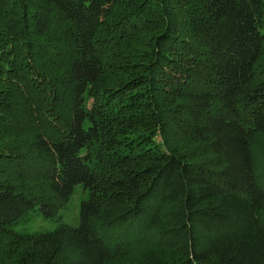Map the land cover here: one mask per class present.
<instances>
[{
    "label": "trees",
    "instance_id": "trees-1",
    "mask_svg": "<svg viewBox=\"0 0 264 264\" xmlns=\"http://www.w3.org/2000/svg\"><path fill=\"white\" fill-rule=\"evenodd\" d=\"M0 264H264V0H0Z\"/></svg>",
    "mask_w": 264,
    "mask_h": 264
},
{
    "label": "rangeland",
    "instance_id": "rangeland-1",
    "mask_svg": "<svg viewBox=\"0 0 264 264\" xmlns=\"http://www.w3.org/2000/svg\"><path fill=\"white\" fill-rule=\"evenodd\" d=\"M158 139H161L158 137ZM89 196L82 183L76 184L70 198L52 214H45L36 204L26 211L17 222L14 228L21 232H43L56 229L61 224L75 226L79 223V211L81 201Z\"/></svg>",
    "mask_w": 264,
    "mask_h": 264
}]
</instances>
